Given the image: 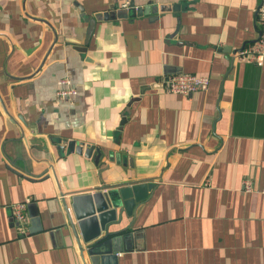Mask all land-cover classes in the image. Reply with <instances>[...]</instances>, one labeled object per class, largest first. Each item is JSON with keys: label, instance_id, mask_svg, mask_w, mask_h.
<instances>
[{"label": "crops", "instance_id": "1", "mask_svg": "<svg viewBox=\"0 0 264 264\" xmlns=\"http://www.w3.org/2000/svg\"><path fill=\"white\" fill-rule=\"evenodd\" d=\"M258 4L0 0V264H83L61 194L140 180L150 195L110 227L117 264H264V58L232 57ZM177 73L208 87L165 91Z\"/></svg>", "mask_w": 264, "mask_h": 264}, {"label": "water", "instance_id": "2", "mask_svg": "<svg viewBox=\"0 0 264 264\" xmlns=\"http://www.w3.org/2000/svg\"><path fill=\"white\" fill-rule=\"evenodd\" d=\"M127 13L130 16L141 15L144 8L135 7L130 1ZM67 147L77 153L83 152L84 156L91 157L98 164L100 151L94 146L86 145L84 148L82 143L68 142ZM57 149L63 155L65 145L59 144ZM151 188V183L140 180L72 191L67 194L71 195L69 204L64 199L65 194H61L65 214L83 264H117L116 252L120 249L123 238L119 235L121 230H111L110 227L118 223L123 211L127 216L132 215L134 207L150 195Z\"/></svg>", "mask_w": 264, "mask_h": 264}, {"label": "built area", "instance_id": "3", "mask_svg": "<svg viewBox=\"0 0 264 264\" xmlns=\"http://www.w3.org/2000/svg\"><path fill=\"white\" fill-rule=\"evenodd\" d=\"M257 20L259 23V34L256 40L244 46L240 50H235L232 57L239 61H252L260 64L264 58V0H259L256 10ZM163 89L167 92L181 93L189 95L198 90H206L209 79L204 75H197L192 73H177L172 75H164L161 79ZM56 97L65 98L75 96L77 90L72 85L69 77L58 78L56 81ZM243 187L246 190L250 189L249 180L243 181ZM264 192V189L261 190Z\"/></svg>", "mask_w": 264, "mask_h": 264}]
</instances>
